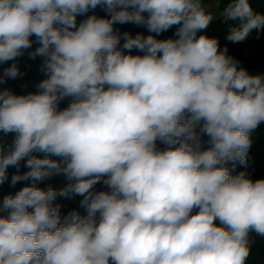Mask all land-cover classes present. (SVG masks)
<instances>
[{
  "label": "clouds",
  "instance_id": "clouds-1",
  "mask_svg": "<svg viewBox=\"0 0 264 264\" xmlns=\"http://www.w3.org/2000/svg\"><path fill=\"white\" fill-rule=\"evenodd\" d=\"M216 18L233 43L264 32L251 0H0V86L25 54L45 77L0 87V186L30 182L0 198V264H248L264 178L229 165L264 123V74L198 35ZM72 196L84 214L61 213Z\"/></svg>",
  "mask_w": 264,
  "mask_h": 264
},
{
  "label": "trees",
  "instance_id": "trees-1",
  "mask_svg": "<svg viewBox=\"0 0 264 264\" xmlns=\"http://www.w3.org/2000/svg\"><path fill=\"white\" fill-rule=\"evenodd\" d=\"M253 8L256 11L264 12V0H251ZM223 7V5H221ZM95 14L98 17H104L107 14L105 11L97 7L94 10H91L87 15ZM86 18L85 16H79L78 21ZM234 22L229 21L228 23H224L222 18H218L217 24L223 27H226L229 31L230 24ZM116 29L120 33L129 32L131 35L135 36L137 33H142L143 35L147 36L149 34L155 35L154 33H149L146 27L144 26H137L132 23L128 24H117L115 25ZM175 26L160 34L158 39H167V38H175ZM200 35V33H198ZM123 43V41H121ZM220 49L223 50L225 47L227 48V54L233 57L236 61L239 62V67L247 69L250 74H264V32L257 33L253 31L249 37L242 41L233 43L226 38L219 40ZM35 47V45L33 46ZM133 55L143 53L139 52L136 49L132 50ZM12 62H8L6 64L0 65V72L3 71L4 68L10 66ZM39 64V58L36 60H31L28 58L27 54L25 56L19 58V67L25 75L21 78L16 80H8L4 85L0 87H5L11 89L14 93L18 95L27 94L29 92L37 91V84L44 79L45 77L43 74L38 71L37 65ZM71 98H66L64 101L61 102L60 107L61 109L66 107L70 102ZM14 134H3L0 133V137H3L5 141V145L7 146L8 143L12 140ZM252 145L248 155V163L247 165H240L236 163L233 168V165H229V168L232 169V175H238L240 172H245L249 177L253 180L264 178V123H262L255 132L252 133ZM158 146L163 147L158 142ZM27 169L21 165L20 171H26ZM16 169L12 168L9 170V179L13 172ZM30 182H20L14 187H10L9 183H5L4 185L0 186V198L7 194H14L18 191L21 187L25 186ZM67 183L66 180L60 177H53L50 180H46L42 182L39 186L42 188H46L49 185L52 187L59 189ZM96 190H106L105 186L102 183L97 184ZM82 197L80 196H72L70 198L58 197L55 203L60 204L61 213L67 214L69 211L77 210L80 211L81 214H84V209L80 207V200ZM252 239L254 243L252 245V252L248 260V264H264V237H258L254 233L252 234Z\"/></svg>",
  "mask_w": 264,
  "mask_h": 264
},
{
  "label": "rangeland",
  "instance_id": "rangeland-1",
  "mask_svg": "<svg viewBox=\"0 0 264 264\" xmlns=\"http://www.w3.org/2000/svg\"><path fill=\"white\" fill-rule=\"evenodd\" d=\"M217 20L218 18L214 19L210 25L208 26V28L206 30H204L202 33L200 34H206L209 37H215L219 40L226 38V36L228 35L229 31L226 27L220 26L217 24Z\"/></svg>",
  "mask_w": 264,
  "mask_h": 264
}]
</instances>
